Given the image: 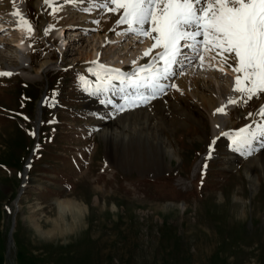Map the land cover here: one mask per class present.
<instances>
[{
    "label": "rangeland",
    "instance_id": "obj_1",
    "mask_svg": "<svg viewBox=\"0 0 264 264\" xmlns=\"http://www.w3.org/2000/svg\"><path fill=\"white\" fill-rule=\"evenodd\" d=\"M19 1L23 15L27 10L36 27L44 22V30H52L53 7L85 8L88 19L117 15L98 6L104 0H50L41 7L37 0ZM88 32L67 33L65 49L51 31L32 39L0 31V46L7 44L0 49L2 72L11 73L0 76L8 86L0 85V264H264V153H230L241 128L208 148L211 121L185 116L168 87L173 100L158 93L134 105L137 93H126L118 112L109 113L128 123L131 136L161 138L173 157L116 159L100 137L105 117L87 109L86 94L97 81L74 66L89 45ZM41 103L49 109L42 111ZM237 107L226 105L228 112ZM237 118L225 115L224 126ZM69 199L85 209L59 216V202Z\"/></svg>",
    "mask_w": 264,
    "mask_h": 264
},
{
    "label": "bare ground",
    "instance_id": "obj_2",
    "mask_svg": "<svg viewBox=\"0 0 264 264\" xmlns=\"http://www.w3.org/2000/svg\"><path fill=\"white\" fill-rule=\"evenodd\" d=\"M0 3L3 4L0 6V31H3L10 27H13L12 29H14L15 27V31L19 35L23 36L31 34L26 29L19 28L17 24L13 25V22L8 21L9 19L15 21L18 20V17L13 16L12 13L16 11L22 13V11L19 9L20 7L18 6V4H20V1L0 0ZM36 4L38 7H41V5H44L45 2L44 0H37ZM68 6L62 7V9H60L61 7L58 8L60 10L57 12V14L52 16L53 27L51 33L52 35L59 34L63 38V44H66L68 42L69 45V36L68 38L66 36L72 33L73 31L75 32L76 30L80 29V31H90L87 33V35H89V33L91 32L94 33H92V37L89 40V45H86L87 47L84 50L82 49V51L80 50L77 53L79 57L76 60L74 66L78 70L82 71L84 75L91 78V80L93 79L94 81H97V83L93 85V90L88 92V94L85 93L86 95H88L87 99L89 100V103L87 104V109L93 110L99 113V115L105 117L104 122L102 124L100 123L104 128V131L100 133V137L106 140V142L109 144L108 149L110 147V154L117 155L116 159L118 160H120V158L129 157L134 160L137 159L139 161L145 160V163L154 161V159L151 158L152 154H158L162 158L167 156L169 159H171L173 156L167 150L165 152L163 147V141L161 138L157 141H154V138H152L150 134L131 136L127 133L130 130L128 123L122 125L119 122L120 120H115L113 118L114 113H109L110 111H117V108L123 103L120 97L126 93L134 94L133 92L135 91L133 89H125L124 86L120 85L119 80H112L111 83L115 85V87L111 90L101 91L99 93H96L95 91L98 86H103V82L101 80H98L97 76L94 75V73H100L101 76H104V71L99 67V65H104L107 69H118L127 77L131 76L132 73H134L138 67L152 64V55H155L161 50L155 49L153 50L150 56H144V52L152 47L154 41L149 38L138 37L132 33L127 32V25L117 23V21L120 19V16L118 14L111 18L102 16L101 18H99L96 15L93 18L90 17V19H88L86 17L90 14V12L87 11L88 14H86V10L83 11V9L79 8L78 6H69L70 9L74 10L71 16V13H69L70 11L68 12L69 14L65 13V11H67L69 8ZM94 11L91 12L94 13ZM63 12L65 14H63ZM23 16H25L29 20L31 19L28 15L27 10L25 11V15ZM30 21L32 22V27L34 28L33 33L35 35L39 34L42 37L48 35L45 34L46 30H44V22L42 26L36 27L32 19ZM95 21H99V24L95 23ZM153 35H155V33H153ZM200 39H202V37ZM125 40L127 41V43L122 42ZM123 43L125 45H123ZM23 45V43L19 44L20 47L24 48ZM2 47H7V44L1 45L0 49H2ZM64 48L68 49L69 47L66 46ZM183 53L189 58H183L185 59V62L181 61V64L183 65H179V67H177V65L173 66V71L175 74L169 76L167 80L161 82L165 87L164 91L160 92L159 94L163 97V99L168 97L173 100L174 96H176L177 100H179L182 105V109L185 113V116H197L202 119L206 117L211 121L213 130L212 136L209 138L208 141V148H211L213 146L215 147L216 144H218L221 136H224L227 132L233 131L234 129L236 130L238 128L243 129L249 126H251V130L255 131L258 125L264 124V117L258 114L259 109L264 106V94H261L259 98L254 97L247 104L241 102L240 104H238V107L234 112H228L225 108L229 119L233 120L237 116L238 123L230 122L229 124L224 126L225 115L218 113L217 109L225 107L228 104V100L230 98L232 99V97L234 96L239 97L240 99L239 93L233 91L234 77L237 74L232 72L227 67H225V72L227 73V75L222 74L220 71L217 70V61L210 60L207 57L205 59L204 65L201 66L199 60L191 58L193 54L190 52V50H187L186 48L183 49ZM4 59L5 58L3 57V55L0 54V72L7 71V68L5 69L3 67ZM48 64L49 62L45 61L42 63L40 68H44V66ZM210 64L213 65V67H209ZM24 78L28 81L31 79L28 76ZM107 79L108 77L105 76V80ZM168 87H171L172 90L178 93V95L175 94L173 97H171L169 95V92H166V89ZM126 90L128 91L126 92ZM142 92L146 96L151 95L150 90H142ZM123 98L126 97L123 96ZM104 101H106V105L109 101L113 104V106H109V108L108 106L102 103ZM42 104L43 103L40 104V107H42ZM169 106L172 107V109L176 113H178V115L183 116L182 114H179L181 113V110L174 107V102H172V104H169ZM193 107H197L199 111H197L195 108L192 109ZM240 112H242L243 114H241ZM144 118L146 123L148 120H150L149 116H146ZM111 142L112 144H114V146L111 145ZM154 145H156L158 148ZM230 149L232 151L230 152L232 155L239 154L243 156L247 153H252L253 151H258V153L261 152L260 154H262L264 153V137L258 136L247 150H234L233 144L231 145ZM233 158L235 160L237 159L236 156L229 157L230 160H232ZM241 159L242 158H240L239 160ZM253 160L254 159L248 161V166H255V161L253 162ZM24 173H26V176L24 175L26 177V185L29 182V179L27 177L28 173L25 171ZM59 206V216L65 215L67 212L75 216L77 214H81L83 212V209H85V207L82 208V205H80L77 201L71 199L59 202ZM83 206L85 205L83 204ZM35 227L39 231H41L39 225H35Z\"/></svg>",
    "mask_w": 264,
    "mask_h": 264
},
{
    "label": "snow or ice",
    "instance_id": "obj_3",
    "mask_svg": "<svg viewBox=\"0 0 264 264\" xmlns=\"http://www.w3.org/2000/svg\"><path fill=\"white\" fill-rule=\"evenodd\" d=\"M44 2L50 4V0ZM98 6L118 14L117 23L127 25V32L154 41L144 56H150L155 49L161 51L152 55V64L138 67L127 77L118 69L99 65L104 76L94 75L103 86H98L96 93L111 90L115 87L111 81L119 80L125 89L131 88L139 94L131 99L134 105L137 100L155 98L164 91L161 82L175 74L173 66L181 63L183 49L187 48L193 54L191 58L199 60L201 66L207 57L217 61V70L222 74L227 75L225 67L237 74L233 91L240 94V99L230 98L228 104H247L264 94V0H104ZM59 10L53 7L52 14ZM12 15L18 17L19 28L34 32L22 13L16 11ZM48 31L51 26L45 34ZM10 75L0 72V76ZM142 90H150L151 96L144 95ZM225 108H218L217 112L227 115ZM258 114L264 117V106ZM258 136L264 137V124L258 125L255 131L251 126L241 129L232 136L234 150H247Z\"/></svg>",
    "mask_w": 264,
    "mask_h": 264
},
{
    "label": "trees",
    "instance_id": "obj_4",
    "mask_svg": "<svg viewBox=\"0 0 264 264\" xmlns=\"http://www.w3.org/2000/svg\"><path fill=\"white\" fill-rule=\"evenodd\" d=\"M26 86H27V84L24 85V87H23V90L25 91V94H26V90H27V89H26V88H27ZM25 89H26V90H25ZM28 97L31 98V96H29V95H28ZM33 98H35V97H33Z\"/></svg>",
    "mask_w": 264,
    "mask_h": 264
},
{
    "label": "water",
    "instance_id": "obj_5",
    "mask_svg": "<svg viewBox=\"0 0 264 264\" xmlns=\"http://www.w3.org/2000/svg\"><path fill=\"white\" fill-rule=\"evenodd\" d=\"M22 192V191H21ZM21 192H20V194H21Z\"/></svg>",
    "mask_w": 264,
    "mask_h": 264
}]
</instances>
